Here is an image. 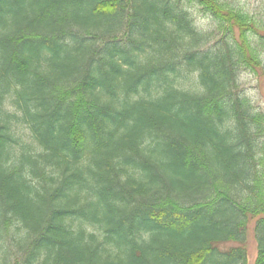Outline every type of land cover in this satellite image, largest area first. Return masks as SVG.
I'll return each mask as SVG.
<instances>
[{"label":"trees","instance_id":"1","mask_svg":"<svg viewBox=\"0 0 264 264\" xmlns=\"http://www.w3.org/2000/svg\"><path fill=\"white\" fill-rule=\"evenodd\" d=\"M263 53L226 0H0V264H248L251 220L264 264Z\"/></svg>","mask_w":264,"mask_h":264},{"label":"rangeland","instance_id":"2","mask_svg":"<svg viewBox=\"0 0 264 264\" xmlns=\"http://www.w3.org/2000/svg\"><path fill=\"white\" fill-rule=\"evenodd\" d=\"M229 4L249 15L258 22L264 29V0H226ZM197 27L204 32L216 33V24L209 17L204 15L195 6L191 8ZM219 38V37H218ZM258 39V38H257ZM264 58V53L262 54ZM240 84L245 97L250 101L257 111H264V69L257 73L242 71L240 74ZM256 220H251L246 233V250L248 254V264H254L257 257V244L255 240L254 225ZM229 246H238L230 244ZM226 246V247H229Z\"/></svg>","mask_w":264,"mask_h":264}]
</instances>
